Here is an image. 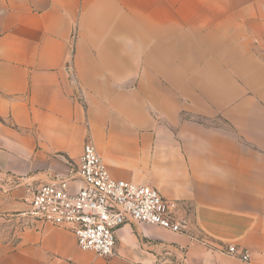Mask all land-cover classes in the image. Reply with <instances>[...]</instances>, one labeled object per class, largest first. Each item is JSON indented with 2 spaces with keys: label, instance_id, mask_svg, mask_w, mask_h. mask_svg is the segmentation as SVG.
<instances>
[{
  "label": "crops",
  "instance_id": "0c3cea01",
  "mask_svg": "<svg viewBox=\"0 0 264 264\" xmlns=\"http://www.w3.org/2000/svg\"><path fill=\"white\" fill-rule=\"evenodd\" d=\"M86 139L186 228L100 258L31 215ZM0 264H264V0H0Z\"/></svg>",
  "mask_w": 264,
  "mask_h": 264
},
{
  "label": "built area",
  "instance_id": "2783aa9c",
  "mask_svg": "<svg viewBox=\"0 0 264 264\" xmlns=\"http://www.w3.org/2000/svg\"><path fill=\"white\" fill-rule=\"evenodd\" d=\"M29 203L36 219L68 228L81 249L100 258L115 253L116 231L125 223L152 224L172 232L186 228L175 200L150 185L113 178L89 139L76 167L67 176L54 175L39 184ZM225 251L243 260L249 257L234 245Z\"/></svg>",
  "mask_w": 264,
  "mask_h": 264
}]
</instances>
